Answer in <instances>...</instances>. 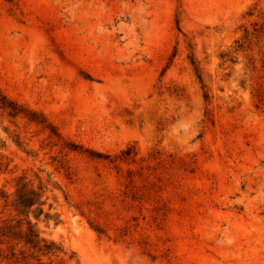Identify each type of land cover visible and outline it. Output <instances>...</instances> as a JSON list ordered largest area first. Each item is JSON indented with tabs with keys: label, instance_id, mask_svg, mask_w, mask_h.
I'll return each instance as SVG.
<instances>
[{
	"label": "rangeland",
	"instance_id": "obj_1",
	"mask_svg": "<svg viewBox=\"0 0 264 264\" xmlns=\"http://www.w3.org/2000/svg\"><path fill=\"white\" fill-rule=\"evenodd\" d=\"M0 95V264H264V0H0Z\"/></svg>",
	"mask_w": 264,
	"mask_h": 264
},
{
	"label": "trees",
	"instance_id": "obj_2",
	"mask_svg": "<svg viewBox=\"0 0 264 264\" xmlns=\"http://www.w3.org/2000/svg\"><path fill=\"white\" fill-rule=\"evenodd\" d=\"M191 64H194L193 59H191ZM194 70L197 74L196 67ZM197 78L199 81L201 80L198 74ZM0 106L2 109L7 110L9 115L13 117L21 113L24 114L19 107L11 102H8L2 95H0ZM26 116L31 122L43 125L45 128H48L49 126L45 123L46 121L44 118L36 115L35 113H28ZM3 145L4 144L0 142V148L3 147ZM45 192V190H42V187L34 189L26 183L21 184L16 188L13 206L16 216L24 217L23 220L25 221V227H23V223L20 222H17L14 226L4 223V225L0 228V238H5L7 241H16V245H22L23 248H28L41 256H55L61 252L59 247H57L55 243L48 242L41 238L39 232L35 229V226L30 220V214H33L35 218H38L43 214L40 207L45 203V200H42ZM34 206H36V208L35 210H32ZM45 218H48V215H45ZM10 255L13 256L14 253L12 252Z\"/></svg>",
	"mask_w": 264,
	"mask_h": 264
}]
</instances>
